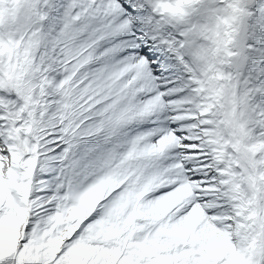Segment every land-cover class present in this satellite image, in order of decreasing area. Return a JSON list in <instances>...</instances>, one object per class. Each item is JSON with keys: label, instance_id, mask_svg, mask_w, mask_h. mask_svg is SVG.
Segmentation results:
<instances>
[{"label": "snow or ice", "instance_id": "obj_1", "mask_svg": "<svg viewBox=\"0 0 264 264\" xmlns=\"http://www.w3.org/2000/svg\"><path fill=\"white\" fill-rule=\"evenodd\" d=\"M0 264H264V0H0Z\"/></svg>", "mask_w": 264, "mask_h": 264}]
</instances>
